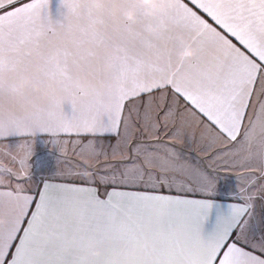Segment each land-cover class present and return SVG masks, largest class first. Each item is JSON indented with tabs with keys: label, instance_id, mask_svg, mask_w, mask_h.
I'll list each match as a JSON object with an SVG mask.
<instances>
[{
	"label": "snow or ice",
	"instance_id": "obj_1",
	"mask_svg": "<svg viewBox=\"0 0 264 264\" xmlns=\"http://www.w3.org/2000/svg\"><path fill=\"white\" fill-rule=\"evenodd\" d=\"M0 264H264V0H0Z\"/></svg>",
	"mask_w": 264,
	"mask_h": 264
}]
</instances>
